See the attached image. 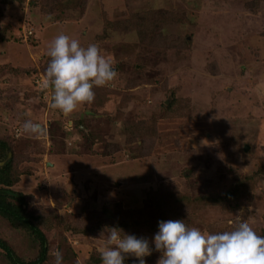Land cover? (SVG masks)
<instances>
[{"label":"rangeland","instance_id":"374dc122","mask_svg":"<svg viewBox=\"0 0 264 264\" xmlns=\"http://www.w3.org/2000/svg\"><path fill=\"white\" fill-rule=\"evenodd\" d=\"M60 33L96 44L117 72L71 128L41 87ZM0 141L10 188L47 221L43 264L56 250L63 264H102L110 226L152 246L163 219L264 235V0H0ZM0 239L38 255L1 216ZM0 264H11L1 249Z\"/></svg>","mask_w":264,"mask_h":264},{"label":"clouds","instance_id":"9594fccd","mask_svg":"<svg viewBox=\"0 0 264 264\" xmlns=\"http://www.w3.org/2000/svg\"><path fill=\"white\" fill-rule=\"evenodd\" d=\"M48 56L43 89H51L49 107L70 116L79 106L92 103L95 87L111 82L117 75L111 58L101 54L92 43L82 46L80 41L60 33L47 45ZM68 124L72 121L69 119ZM23 130L43 135L41 123L26 120ZM100 258L102 264H125L134 257L133 264H146L145 257L153 251L161 253L157 264H264V235H259L248 222H238L231 230L203 232L188 227L183 219L158 221L157 231L150 241L125 233L118 226L102 231ZM54 264H63L59 250L53 253Z\"/></svg>","mask_w":264,"mask_h":264},{"label":"trees","instance_id":"16d2710c","mask_svg":"<svg viewBox=\"0 0 264 264\" xmlns=\"http://www.w3.org/2000/svg\"><path fill=\"white\" fill-rule=\"evenodd\" d=\"M11 71L14 70L11 69ZM33 71L34 69H32L31 72ZM16 73H19V71L17 70ZM137 130L138 128L136 127L135 135L139 136L140 133H138ZM131 131L133 134L134 129ZM6 148L9 147L4 142L0 141V160L4 158V151ZM10 169H12V163L10 161H6L3 165H0V216L4 218L11 227L22 229L31 233V235L38 240L39 251L38 255L34 259L23 260L18 257L11 250L10 246L2 239H0V249L3 251L11 264H43L47 259L48 247L47 239L43 233L42 226L48 228L47 221H45L39 213L27 209L26 196L24 194L16 192L10 188L11 185L14 184V180L10 176ZM227 195L229 197L232 196L231 193ZM208 200L211 202H217L215 199ZM160 210L164 211L162 207Z\"/></svg>","mask_w":264,"mask_h":264},{"label":"crops","instance_id":"0c3cea01","mask_svg":"<svg viewBox=\"0 0 264 264\" xmlns=\"http://www.w3.org/2000/svg\"><path fill=\"white\" fill-rule=\"evenodd\" d=\"M85 109H86V107L84 106V109H83V110L81 109V111L84 112ZM93 111H94V110H93ZM56 113H57L59 116H61V114H62L60 111H56ZM62 116H63L62 118H64L65 115L62 114ZM74 116H75L74 114H71L70 116H65L64 121H65V125H67L68 128H71V127L73 126V121H74L73 118H74ZM65 119H66V120H65ZM69 119L72 121V124H71V125L68 124V120H69ZM66 132H67V131H66ZM66 140H68V139H66Z\"/></svg>","mask_w":264,"mask_h":264},{"label":"built area","instance_id":"2783aa9c","mask_svg":"<svg viewBox=\"0 0 264 264\" xmlns=\"http://www.w3.org/2000/svg\"><path fill=\"white\" fill-rule=\"evenodd\" d=\"M30 33V32H29Z\"/></svg>","mask_w":264,"mask_h":264},{"label":"water","instance_id":"95a60500","mask_svg":"<svg viewBox=\"0 0 264 264\" xmlns=\"http://www.w3.org/2000/svg\"><path fill=\"white\" fill-rule=\"evenodd\" d=\"M1 163V162H0Z\"/></svg>","mask_w":264,"mask_h":264}]
</instances>
